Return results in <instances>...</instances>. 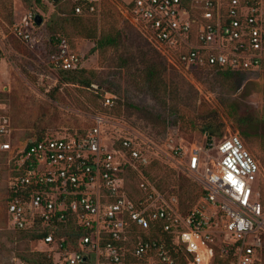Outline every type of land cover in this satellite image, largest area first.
Wrapping results in <instances>:
<instances>
[{
  "label": "built area",
  "instance_id": "2783aa9c",
  "mask_svg": "<svg viewBox=\"0 0 264 264\" xmlns=\"http://www.w3.org/2000/svg\"><path fill=\"white\" fill-rule=\"evenodd\" d=\"M72 14L118 7L131 26L185 72L264 70V0H71ZM34 13L15 34L32 46ZM0 39V154H13L6 214L13 229L44 233L54 264H264V163L237 134L203 133L191 146L164 142L97 112L84 134L16 149L2 97L11 67ZM59 37L50 64L80 68ZM106 96L104 105L113 106ZM187 176L203 190L191 206L149 177ZM255 185V188H254Z\"/></svg>",
  "mask_w": 264,
  "mask_h": 264
},
{
  "label": "rangeland",
  "instance_id": "374dc122",
  "mask_svg": "<svg viewBox=\"0 0 264 264\" xmlns=\"http://www.w3.org/2000/svg\"><path fill=\"white\" fill-rule=\"evenodd\" d=\"M8 2L9 15H0V39L5 36V44L11 47L12 65L2 80L7 87L2 102L12 124L16 149L38 137L84 134L97 112L123 118L164 142L191 146L203 137L195 124L201 117L216 113L224 124L223 135H239L252 154L264 163V150L257 148L264 144V71L244 74L231 89L221 85L217 77L197 72L192 75L171 64L160 48L128 23L118 7L106 5L108 10L99 18L88 17L98 31L108 30L119 41L116 46L94 51L95 42L77 36L69 26L71 0ZM28 13L43 19L39 26L33 21L31 47L14 32V26L19 27ZM51 37L66 38L76 48L80 68L85 71L82 76L89 80L90 87L60 80L59 72L50 64L57 47L49 49ZM150 73H160L163 86L151 84ZM156 79L157 76L153 81ZM106 96L112 97L113 106L104 105ZM228 112L244 118L241 127ZM241 131L251 135L255 146ZM12 156L0 154V264H26L19 255L35 252L48 256L46 246L13 229L7 218L5 205L14 175ZM151 174L155 182L163 176L165 190L178 188L173 184L178 177L169 170L159 168ZM179 176L189 179L183 174ZM180 195L185 205L192 199L190 194L180 192Z\"/></svg>",
  "mask_w": 264,
  "mask_h": 264
},
{
  "label": "trees",
  "instance_id": "16d2710c",
  "mask_svg": "<svg viewBox=\"0 0 264 264\" xmlns=\"http://www.w3.org/2000/svg\"><path fill=\"white\" fill-rule=\"evenodd\" d=\"M26 3H30V0H24ZM108 9L105 8L103 12H106ZM70 11L72 13V5L70 7ZM10 12V3L8 0H0V15L3 17L9 15ZM102 12V13H103ZM69 26L73 30V32L84 39L91 40L95 42L94 51L96 49L105 48L107 46H116L118 44V37L113 35L111 32L106 31L105 29H101L98 31L97 26L93 23H91L88 20V17H82V16H76L71 15L68 19ZM65 37V36H64ZM63 38V37H61ZM59 37H51V40L49 42V46H51L49 49L53 48L58 43ZM264 70L260 71L263 72ZM60 75V80L65 83H71V84H79L84 87H90L91 83L89 80L82 76L85 71L81 68H78L76 70L72 71H58ZM197 72L201 75L209 76V77H217L219 83L225 87L234 89L240 82L241 77L244 74L250 73V72H239V71H229V70H197L194 71V73ZM161 73V72H160ZM160 73H150V82L151 84H155L157 87L163 86L160 83L159 77ZM157 76L158 79L153 81L154 77ZM228 116L237 124L239 127L245 122L244 118H239L235 112H228ZM195 129L199 131L200 133H207L209 136H216L221 137L223 135L224 130V124L219 119V116L216 113L205 115L199 119L197 124H195ZM241 135L249 141L253 146H255V142L252 141L251 135L247 134L246 131H241ZM42 137H38L37 140H42ZM261 150H264V144L257 147ZM171 174L177 176L176 180H174L173 184L178 187L177 189H171L169 191H175V192H181V194L191 195V201L187 204L188 206H191L195 200L200 197L203 194V190L200 186H198L196 183L192 182L189 179H184L177 175L176 173L170 171ZM149 177L153 179L152 174H149ZM189 180V181H188ZM157 185L163 187L162 185H165V181L163 179V176L160 177L159 182L156 181ZM166 186V185H165ZM164 186V187H165ZM181 196V195H180ZM263 201H264V193H263ZM25 237H28L31 240L39 241L43 238L44 233H24ZM19 259L22 260L26 264H54L53 259L47 258L44 255L37 254L35 252H28V254H21L19 255ZM216 264V263H213Z\"/></svg>",
  "mask_w": 264,
  "mask_h": 264
},
{
  "label": "water",
  "instance_id": "95a60500",
  "mask_svg": "<svg viewBox=\"0 0 264 264\" xmlns=\"http://www.w3.org/2000/svg\"><path fill=\"white\" fill-rule=\"evenodd\" d=\"M42 22H43L42 17L40 15H38V14H35L34 15V23H35V25L39 26V25L42 24Z\"/></svg>",
  "mask_w": 264,
  "mask_h": 264
}]
</instances>
